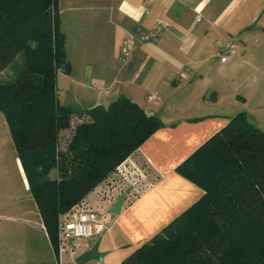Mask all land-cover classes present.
<instances>
[{"label":"crops","instance_id":"obj_1","mask_svg":"<svg viewBox=\"0 0 264 264\" xmlns=\"http://www.w3.org/2000/svg\"><path fill=\"white\" fill-rule=\"evenodd\" d=\"M67 7L84 14L60 15L69 69L57 72L59 102L107 108L124 96L162 123L83 198L104 228L62 257L76 264L97 243L102 260L83 264H123L203 195L178 172L182 163L239 112L264 131V0H81ZM126 41L133 44L124 53ZM39 223L45 249H29L26 239L4 245L0 264L57 263L40 212Z\"/></svg>","mask_w":264,"mask_h":264},{"label":"trees","instance_id":"obj_2","mask_svg":"<svg viewBox=\"0 0 264 264\" xmlns=\"http://www.w3.org/2000/svg\"><path fill=\"white\" fill-rule=\"evenodd\" d=\"M28 48L32 62L25 60L13 78L0 81V111L25 173L26 165L33 171L32 177L26 173L29 189L57 253L59 215L87 209L86 194L162 123L124 96L107 108L82 111L59 102L57 69L69 65L58 0H0V69ZM75 116L84 120L75 125ZM67 128L73 130L61 149L59 134ZM214 151L213 164H195L198 155ZM222 166L226 173L220 176ZM177 170L203 195L123 264H264V131L239 112ZM201 174L212 179L208 189L197 181ZM193 212L203 216L194 228L187 225ZM147 247L150 259H144Z\"/></svg>","mask_w":264,"mask_h":264},{"label":"rangeland","instance_id":"obj_3","mask_svg":"<svg viewBox=\"0 0 264 264\" xmlns=\"http://www.w3.org/2000/svg\"><path fill=\"white\" fill-rule=\"evenodd\" d=\"M81 0H58V9H62L61 13L59 11V28H60V15L62 19L69 20L75 14H84L82 9L70 10L67 5ZM76 16V15H75ZM74 16V17H75ZM61 31V30H60ZM62 33V31H61ZM63 36V47H64V35ZM65 52V51H64ZM29 48L24 49L19 54H16L14 61L6 67L0 69V81L9 80L15 76L16 70L20 65L24 63L25 60L32 62V56ZM76 57V56H75ZM64 68L63 64L60 65ZM59 67L58 69H60ZM57 69V72H58ZM77 110V109H76ZM85 110V109H84ZM82 111V110H78ZM84 120V118L76 117L74 124ZM71 128L62 130L59 134L60 136V148H65L67 141L69 140L71 133ZM134 152V151H133ZM132 154V153H131ZM16 148L11 141L10 129L8 127V122L6 120L5 114L0 111V252L4 251V245L16 244L17 247L20 246V243L26 239L29 241V249H37L41 243H43L42 249H45L44 237L40 238V232L42 231L39 223V212L34 207L33 195L30 193L29 189L26 187L21 169L18 165ZM218 154L214 151L213 155H198L195 158V164H213L215 162L216 156ZM214 156V158L212 157ZM130 155L126 158L129 159ZM125 159V161H126ZM120 165L117 166L119 168ZM26 173L30 174L32 177V169L29 165L24 166ZM116 171V169H115ZM220 176L226 173L224 166L220 167ZM52 174V173H51ZM54 174V173H53ZM49 178L51 175L48 176ZM197 181L203 185L205 189L209 188L210 182L212 179H208L207 174H201L197 176ZM210 180V181H208ZM208 184V185H207ZM205 185V186H204ZM80 207L73 208V212L79 210ZM72 212V213H73ZM67 212L64 215L70 214ZM68 216V215H67ZM202 214L199 212H193L188 216V223L190 227L194 228L201 220ZM186 221V220H184ZM58 234L57 231V253L54 250L56 256L55 259L58 261ZM48 235V234H47ZM48 238H50L48 236ZM42 239V240H41ZM30 242H32L30 244ZM150 247V245H148ZM147 247L148 257L144 259H150V251ZM68 252H63V259L67 257ZM2 256V255H1ZM143 259V261H144Z\"/></svg>","mask_w":264,"mask_h":264},{"label":"built area","instance_id":"obj_4","mask_svg":"<svg viewBox=\"0 0 264 264\" xmlns=\"http://www.w3.org/2000/svg\"><path fill=\"white\" fill-rule=\"evenodd\" d=\"M149 37L150 35L147 34L141 36V39H149ZM132 44L131 41L125 42L124 53H127ZM225 58V56H222L221 60H225ZM123 175L125 176L124 171ZM73 211L67 214L68 216L61 214L58 217V261L55 264H62V254L64 251L69 253L75 252L79 247L80 240L91 238L104 228L100 213L81 208L76 212Z\"/></svg>","mask_w":264,"mask_h":264},{"label":"water","instance_id":"obj_5","mask_svg":"<svg viewBox=\"0 0 264 264\" xmlns=\"http://www.w3.org/2000/svg\"><path fill=\"white\" fill-rule=\"evenodd\" d=\"M124 195L120 196V198H118L114 204L115 209L114 212H117L122 201H123ZM104 253L103 252H99L97 250V243L91 247L90 249H88L87 251L83 252L82 254H80L79 256L76 257L75 259V263L76 264H83L86 261L90 260V259H97V260H102Z\"/></svg>","mask_w":264,"mask_h":264}]
</instances>
